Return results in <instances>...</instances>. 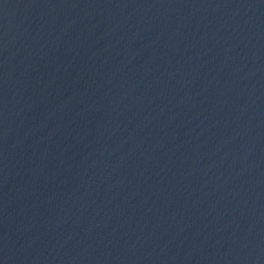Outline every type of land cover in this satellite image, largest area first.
I'll return each mask as SVG.
<instances>
[{"label": "water", "instance_id": "95a60500", "mask_svg": "<svg viewBox=\"0 0 264 264\" xmlns=\"http://www.w3.org/2000/svg\"><path fill=\"white\" fill-rule=\"evenodd\" d=\"M0 264H264V0H0Z\"/></svg>", "mask_w": 264, "mask_h": 264}]
</instances>
